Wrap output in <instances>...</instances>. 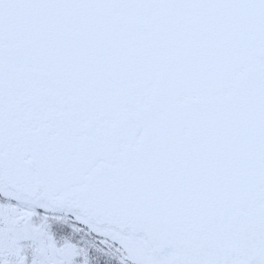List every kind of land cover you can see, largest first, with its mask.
Returning <instances> with one entry per match:
<instances>
[{"label":"snow or ice","instance_id":"snow-or-ice-1","mask_svg":"<svg viewBox=\"0 0 264 264\" xmlns=\"http://www.w3.org/2000/svg\"><path fill=\"white\" fill-rule=\"evenodd\" d=\"M0 264H264V0H0Z\"/></svg>","mask_w":264,"mask_h":264}]
</instances>
